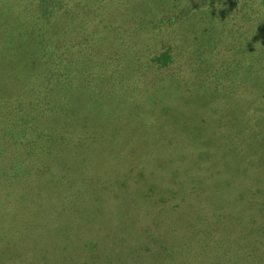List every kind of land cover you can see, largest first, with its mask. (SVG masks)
Listing matches in <instances>:
<instances>
[{
  "label": "rangeland",
  "instance_id": "rangeland-1",
  "mask_svg": "<svg viewBox=\"0 0 264 264\" xmlns=\"http://www.w3.org/2000/svg\"><path fill=\"white\" fill-rule=\"evenodd\" d=\"M64 2L63 146L0 187V264H264V0Z\"/></svg>",
  "mask_w": 264,
  "mask_h": 264
},
{
  "label": "trees",
  "instance_id": "trees-1",
  "mask_svg": "<svg viewBox=\"0 0 264 264\" xmlns=\"http://www.w3.org/2000/svg\"><path fill=\"white\" fill-rule=\"evenodd\" d=\"M64 1L63 7L48 13V8L43 10V0H0V187L5 189H13L20 181L35 186L41 174L48 173L47 163L41 158L58 152L57 142L63 144L49 129L55 119L51 114L62 103L59 93L65 91L70 80L64 67L65 46L62 40L53 38L51 30L53 24L68 28L70 19L76 18L72 11L76 9H67ZM211 1L236 8L249 0ZM14 11H18L17 18L9 20ZM19 23L24 28H18ZM26 24L30 27L25 36L21 32ZM10 57L8 66L6 59ZM157 59L167 65L172 58L166 52ZM42 183L48 185L49 181ZM22 188L25 190L27 183Z\"/></svg>",
  "mask_w": 264,
  "mask_h": 264
}]
</instances>
